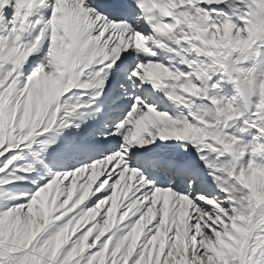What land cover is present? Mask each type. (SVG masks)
Wrapping results in <instances>:
<instances>
[{
	"label": "snow or ice",
	"instance_id": "6c2138e0",
	"mask_svg": "<svg viewBox=\"0 0 264 264\" xmlns=\"http://www.w3.org/2000/svg\"><path fill=\"white\" fill-rule=\"evenodd\" d=\"M249 21L258 0H0V264H264V95L227 70H264V31L212 54Z\"/></svg>",
	"mask_w": 264,
	"mask_h": 264
},
{
	"label": "rangeland",
	"instance_id": "374dc122",
	"mask_svg": "<svg viewBox=\"0 0 264 264\" xmlns=\"http://www.w3.org/2000/svg\"><path fill=\"white\" fill-rule=\"evenodd\" d=\"M256 25H260V30L261 32L264 31V26L262 23L257 22L253 23L250 21V28L256 27ZM234 43L228 45L226 43L218 42L216 41L214 44V51L212 52L213 55H215L217 58H223L224 60H230L227 56L229 55L228 52H237L241 51L243 53V50L250 48L252 44L256 42V40H253L251 42H248L247 40L242 39L241 41H233ZM232 53H230L232 55ZM227 54V55H226ZM244 54H242L239 58H237V63H242V62H247L248 60H240L241 57ZM232 57V56H231ZM234 62V60H231L229 63V66ZM228 66V67H229ZM228 69V68H227ZM240 72H243V67L240 68ZM249 73H251L252 76L256 77V81H259V87L261 89L262 95H264V71L260 69L258 70H253L250 68H246ZM238 102V101H237ZM239 103V102H238ZM258 111H264V109H261L258 106ZM221 113L228 119L234 118L235 116L238 115L237 110L232 107L231 104H228L225 106V108L221 109ZM243 181L252 188V200L256 202L257 204L264 202V169L260 168H252L250 174H248L245 177H242ZM47 222V218L44 215H37L34 218V226H39L43 223ZM2 243V242H0ZM43 254H41L40 257H38V260L41 259Z\"/></svg>",
	"mask_w": 264,
	"mask_h": 264
},
{
	"label": "bare ground",
	"instance_id": "6f19581e",
	"mask_svg": "<svg viewBox=\"0 0 264 264\" xmlns=\"http://www.w3.org/2000/svg\"><path fill=\"white\" fill-rule=\"evenodd\" d=\"M258 6L264 8V0H258ZM263 26H264V24H263ZM259 28H260V25H256V27L254 26V28L246 29L247 35H244L242 32H238L237 35L234 37L231 35V28L228 26H225L221 29H218V39L216 41L226 43L228 45L234 43L233 41L237 42V41H241L242 39L247 40L248 42H251L253 40H257V38L259 37V34L261 33V30ZM234 44H236V43H234ZM230 53H232V52H228V54H230ZM250 59H251L250 55L244 54L240 60H248L249 61ZM236 64H237V62H235V63L233 62L230 66L228 65L229 66L228 68L231 69V72L236 73L235 81L237 82V84H239L241 81H243V79H248L250 81V83L256 82L255 76H252L251 73H249V71L246 68H243L242 69L243 72H240L239 70H241V69L236 68ZM250 69H253V66ZM255 69L260 71L259 67H256ZM255 69H253V70H255ZM262 71H264V70H262ZM237 101L239 102V99Z\"/></svg>",
	"mask_w": 264,
	"mask_h": 264
},
{
	"label": "water",
	"instance_id": "95a60500",
	"mask_svg": "<svg viewBox=\"0 0 264 264\" xmlns=\"http://www.w3.org/2000/svg\"><path fill=\"white\" fill-rule=\"evenodd\" d=\"M241 86H243V87H247V84H246V83H244V84H242ZM241 86H239V87H241Z\"/></svg>",
	"mask_w": 264,
	"mask_h": 264
}]
</instances>
